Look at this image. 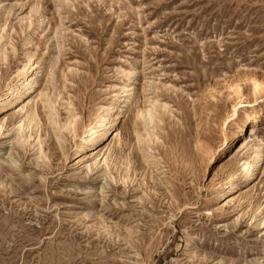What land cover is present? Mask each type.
Here are the masks:
<instances>
[{"label": "rangeland", "instance_id": "obj_1", "mask_svg": "<svg viewBox=\"0 0 264 264\" xmlns=\"http://www.w3.org/2000/svg\"><path fill=\"white\" fill-rule=\"evenodd\" d=\"M28 56L37 85L0 110V264H264V160L212 199L249 159L242 135L217 151L264 100V0H0L1 93ZM130 67L123 121L78 149Z\"/></svg>", "mask_w": 264, "mask_h": 264}, {"label": "bare ground", "instance_id": "obj_2", "mask_svg": "<svg viewBox=\"0 0 264 264\" xmlns=\"http://www.w3.org/2000/svg\"><path fill=\"white\" fill-rule=\"evenodd\" d=\"M36 63L37 62L34 61L32 62L31 57L28 56V60L23 65V67L17 70V72L11 76L12 83L6 86L4 92L2 93L0 92V110H3L5 108L16 107V105L19 102H21L23 98H26L28 94L32 92L33 88L37 85L35 72L32 73V71L36 68L34 67V65L37 66ZM28 70L31 72L30 74H27ZM122 72L126 73L125 76L126 80L123 81L120 86L116 87L115 92L110 97L111 98L110 102L106 106L99 107L100 111L95 116L96 119L92 122L89 121L90 123L88 124L86 134L78 144V149H82L85 145H89V144L93 145L97 141L101 140L108 132H110L111 128L117 123V121L121 122V120L125 117L126 115L125 107L129 101V98L120 102L119 94H121V92L125 93L130 89V84L136 78V70L135 67H130L128 68V70L125 71L122 70ZM130 90L132 91L129 94L132 96V94L134 93V88H131ZM39 95L40 98H42L43 106L44 107L47 106L49 108L48 93L41 92ZM28 104L29 103L27 102L25 104L18 106L17 110H15L16 111L15 113L20 114L23 111H27L30 107V105ZM30 113L33 114L34 109L30 108ZM150 115L149 112L147 111L144 113L140 111V113L137 115V120L139 121V123L146 122V120L150 118ZM263 115H264V100H261L260 103L258 102V104H256L251 109L250 113L247 114L245 118H243L242 120H237L234 123H232V127L228 130V133L226 132L227 134L224 135L221 143L222 145L220 149L217 151V157H221L226 152L227 148L228 147L230 148V142L234 141L240 135H242L243 137L242 142H240L237 148L243 146L247 147L249 159L247 160L243 159V162L241 161L242 163L239 162L242 166L240 167L241 170L239 169L240 172L237 174L234 173L235 175L230 174V176H228V179L216 188V192L213 193L212 199L218 197L220 193H222L224 190L231 189V187L236 182L247 179V177L250 174H252L254 171H256L262 164L264 160V138L258 140H256V138H257L258 124L261 121ZM52 121L53 120L50 119V123ZM99 155L103 157V154H101L100 151L95 152L92 155V157L91 155L90 157L95 158L98 157ZM77 158L78 157H76V159ZM106 160L107 157L105 156L103 158V161L106 162ZM79 162L80 159H77L76 163ZM191 239L192 238L190 237L187 239L186 246L189 245Z\"/></svg>", "mask_w": 264, "mask_h": 264}]
</instances>
